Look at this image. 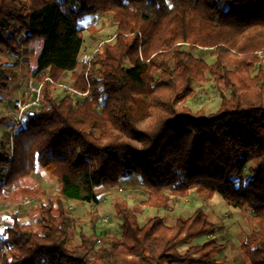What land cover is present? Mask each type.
Here are the masks:
<instances>
[{
    "label": "trees",
    "instance_id": "obj_1",
    "mask_svg": "<svg viewBox=\"0 0 264 264\" xmlns=\"http://www.w3.org/2000/svg\"><path fill=\"white\" fill-rule=\"evenodd\" d=\"M96 14L110 15L113 41L79 70L81 20ZM39 45L33 68L23 57L34 58ZM196 46L214 62L195 58ZM263 51L264 0H0V59L3 52L13 59L0 60V104L20 71L42 98L12 141L0 140V191L37 202L31 222L15 213L0 224V264H223L216 257L226 245L203 207L172 225L157 216L140 225L138 210L116 202L118 237L101 244L93 212L92 235L79 231L73 244L79 226L65 202L98 205L99 189L130 177L156 210L193 192L250 212L254 227L239 249L248 264H264ZM65 74L85 98L54 96L47 78L58 83ZM206 74L220 98L211 114L185 105ZM139 98L148 104L137 119ZM13 121L0 117V127L10 130ZM40 171L56 180V197L24 184Z\"/></svg>",
    "mask_w": 264,
    "mask_h": 264
},
{
    "label": "rangeland",
    "instance_id": "obj_2",
    "mask_svg": "<svg viewBox=\"0 0 264 264\" xmlns=\"http://www.w3.org/2000/svg\"><path fill=\"white\" fill-rule=\"evenodd\" d=\"M81 24L85 28L83 32L84 42L81 56H94L100 50L102 43L113 41L115 27L112 25L110 15H89L81 20ZM184 47H186V45ZM40 49L41 45H39L34 58L28 59L23 57V60L30 62L34 68ZM191 52L195 58H201L207 64H212L214 62V58L210 56L209 51L204 48L196 46ZM258 56L260 58L259 66L264 70V53L259 52ZM0 60L13 62V59L7 56L5 52H3ZM81 68L84 69L86 67L81 65L79 70H81ZM206 79V81L194 84V95L185 103L193 112L202 110L206 114H211L215 112L220 105V98L215 90L210 75L206 74ZM58 83L74 87L70 74H65L62 82ZM9 89L10 99L4 100L3 103L0 104V117H8L13 120L14 101L17 99H25L28 96L33 97L36 94L37 84L29 73L20 71L15 81L10 83ZM52 93L56 97L66 95L62 90L55 87H52ZM137 102L138 107L134 110V116L139 119L142 114L145 113L148 99L139 98ZM8 134H10V130L1 126L0 140L4 138L7 141L9 138ZM24 184H35L40 186L50 198L56 197L59 189L56 180L49 177L43 171L31 174L30 177L24 181ZM97 195L99 197L98 205L78 201L65 202V206L69 210L70 215L76 219L79 226L73 233V244L79 242V231H82L86 235H92L90 220L93 212H97L98 215L97 234L102 240L101 244H104L105 240L109 237H118L120 220L114 212V204L116 202H124L129 207L138 210L137 218L140 225H144L149 218L154 216L164 218L167 224L172 225L178 217L187 218L195 209L203 207L209 220L218 225L214 237L219 243L226 245L222 253L217 255L216 258L223 264H248L246 256L240 252L239 246L242 238L248 235L254 227L251 213L229 207L219 196L215 195L211 200L203 201L191 192L187 198L179 199L172 205L171 210H156L144 204L147 198V192L139 185V180L136 177L122 180L117 187L101 188L98 190ZM36 204L37 202L33 200L25 202L17 201L11 196V192L8 189L2 192L0 191V224L7 225L9 223L8 217L15 213L18 215V219L21 222H31L29 212ZM205 240L206 238L204 237L195 239L190 244L181 245L178 250L183 252L187 247L201 244Z\"/></svg>",
    "mask_w": 264,
    "mask_h": 264
},
{
    "label": "built area",
    "instance_id": "obj_3",
    "mask_svg": "<svg viewBox=\"0 0 264 264\" xmlns=\"http://www.w3.org/2000/svg\"><path fill=\"white\" fill-rule=\"evenodd\" d=\"M92 55H83L80 58V64L87 69L90 66V62L92 60ZM52 86L62 90L66 95L71 96L73 98H85L88 92H79L73 86L64 85L62 83H56L47 78ZM42 98H41V86L37 87L36 94L32 96H28L25 99H17L14 101V121L12 128L10 129L9 139L12 141V136L14 132H16L23 122V116L27 111L37 110L41 107Z\"/></svg>",
    "mask_w": 264,
    "mask_h": 264
}]
</instances>
